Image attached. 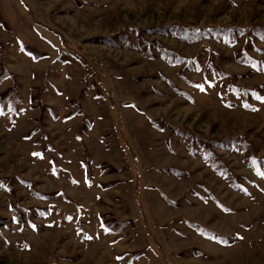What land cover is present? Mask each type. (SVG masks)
<instances>
[{
  "label": "rangeland",
  "instance_id": "1",
  "mask_svg": "<svg viewBox=\"0 0 264 264\" xmlns=\"http://www.w3.org/2000/svg\"><path fill=\"white\" fill-rule=\"evenodd\" d=\"M253 27L264 0H0V264H264Z\"/></svg>",
  "mask_w": 264,
  "mask_h": 264
},
{
  "label": "trees",
  "instance_id": "2",
  "mask_svg": "<svg viewBox=\"0 0 264 264\" xmlns=\"http://www.w3.org/2000/svg\"><path fill=\"white\" fill-rule=\"evenodd\" d=\"M252 30H254V32L257 34V35H264V29H262V28H260V27H253L252 28ZM255 34V35H256ZM246 62V61H245ZM247 63V62H246ZM5 73H7V71L5 72ZM2 77V76H1ZM0 80H1V78H0ZM5 99H7V97L6 98H4V100ZM0 110L2 111V108L0 107ZM0 111V112H1ZM177 132H179V131H177ZM181 133H183L182 131H181ZM184 134V133H183ZM190 137H192V136H190ZM193 139H196V138H194V137H192ZM204 147H208V148H211V144L213 145V146H218V147H222L223 148V144H218V143H212V142H206L205 140H204V144H203V140L202 139H199L198 140ZM204 149V148H203ZM165 173H168L169 175H174V176H180V175H182L183 174V172H180V171H178V170H163ZM167 203H169L170 205H173V202H171V201H169V200H167ZM190 225H192V224H190ZM196 226V225H195ZM197 227V226H196ZM211 234V233H210ZM197 255H202V253H200V252H198V253H196ZM194 255V254H193Z\"/></svg>",
  "mask_w": 264,
  "mask_h": 264
},
{
  "label": "crops",
  "instance_id": "3",
  "mask_svg": "<svg viewBox=\"0 0 264 264\" xmlns=\"http://www.w3.org/2000/svg\"><path fill=\"white\" fill-rule=\"evenodd\" d=\"M162 198H163V200H164V202L167 204V205H169V206H172V205H170L169 203H167V200H169V201H171V202H179V201H173V200H170V199H168V198H166L164 195H162ZM215 201V200H214ZM180 203V202H179ZM177 207V206H176ZM192 225H196V224H194V223H192ZM209 231V230H208ZM210 232V231H209ZM199 235V234H198ZM200 236V235H199ZM202 237V236H201ZM202 238H205V237H202ZM205 239H207V238H205ZM208 240V239H207ZM188 249H190V250H195V248H188ZM187 250V249H186ZM183 251H185V250H183ZM200 253H203L202 251H199ZM181 253V252H180Z\"/></svg>",
  "mask_w": 264,
  "mask_h": 264
},
{
  "label": "snow or ice",
  "instance_id": "4",
  "mask_svg": "<svg viewBox=\"0 0 264 264\" xmlns=\"http://www.w3.org/2000/svg\"><path fill=\"white\" fill-rule=\"evenodd\" d=\"M198 87H202V85H198ZM257 99H260L261 101H264V97L257 96ZM247 107V105H245ZM34 155H41L40 153H34ZM261 175H264V173H261ZM223 207V206H221ZM225 211H230V209H224ZM91 238V237H89Z\"/></svg>",
  "mask_w": 264,
  "mask_h": 264
}]
</instances>
